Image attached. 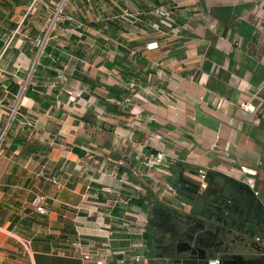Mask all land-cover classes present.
Instances as JSON below:
<instances>
[{
    "label": "crops",
    "instance_id": "obj_1",
    "mask_svg": "<svg viewBox=\"0 0 264 264\" xmlns=\"http://www.w3.org/2000/svg\"><path fill=\"white\" fill-rule=\"evenodd\" d=\"M60 1L0 0V264H160L145 221L169 181L148 190L154 173L143 163L152 150L171 152L155 133L173 127L158 120L189 140H214L205 153L218 164L226 142L229 157L256 159L264 13L251 0H66L33 66ZM158 5L172 11L174 33L143 22ZM149 41L158 46L143 49ZM17 100L35 127L10 117Z\"/></svg>",
    "mask_w": 264,
    "mask_h": 264
},
{
    "label": "flooded vegetation",
    "instance_id": "obj_2",
    "mask_svg": "<svg viewBox=\"0 0 264 264\" xmlns=\"http://www.w3.org/2000/svg\"><path fill=\"white\" fill-rule=\"evenodd\" d=\"M256 145V159L247 162L254 165L235 157L226 172L208 167L200 187L196 165L185 162L187 149L165 144L181 164H175L172 190L147 210V249L160 264H207L210 258L264 264V142Z\"/></svg>",
    "mask_w": 264,
    "mask_h": 264
},
{
    "label": "built area",
    "instance_id": "obj_3",
    "mask_svg": "<svg viewBox=\"0 0 264 264\" xmlns=\"http://www.w3.org/2000/svg\"><path fill=\"white\" fill-rule=\"evenodd\" d=\"M66 0H61L56 4V7L48 14L45 20L43 32L44 35L42 39L38 42V50L35 55V59L33 61V66L35 62L38 60L42 49L45 44V39L47 35L52 32L55 27L56 23L60 17V15L63 13L64 5ZM254 4V6L259 9L260 11H264V0H251ZM125 15H132L129 11H124ZM152 16H146L143 18V22L151 29L156 30L157 32H160L163 35H168L169 32L174 33L175 32V18L170 10V8L164 6V5H158L156 6L152 11ZM182 29H185V31H190V26L185 25L182 27ZM158 44L156 41H149L142 46L143 49L150 50L155 47H157ZM142 48L133 47L129 49V52L132 55H139ZM20 100L15 101V103L9 107L10 109V117L15 118L16 115L28 126L35 127L36 121L32 116L30 117L26 112L22 111L20 109ZM244 108L252 110L253 107L251 105H248L247 103L241 104ZM8 128V123H6L2 129L0 130V141L3 140L4 135L6 134V130ZM177 160L175 154L165 151V150H152L150 153L145 154L143 158V163L146 165V167L152 171V173H164L166 175H172L174 172L171 169V165L175 163ZM206 168L207 167H199L197 169V176L199 178V184L200 187H204L206 185ZM55 182L56 180L53 179ZM164 183V192H170L172 190V184L165 181ZM45 196L43 195H36L35 197V203L36 208L40 213H45L47 211L46 207L43 205ZM78 245H80V242H77ZM92 253L87 252L83 253V258L88 259L90 258V255ZM145 256L142 254H134L131 259L134 261H139L140 259H144ZM95 264H108L106 261L101 259H96ZM117 264H127L126 258L120 257L117 260ZM207 264H221L220 260L217 258H210L207 261Z\"/></svg>",
    "mask_w": 264,
    "mask_h": 264
},
{
    "label": "water",
    "instance_id": "obj_4",
    "mask_svg": "<svg viewBox=\"0 0 264 264\" xmlns=\"http://www.w3.org/2000/svg\"><path fill=\"white\" fill-rule=\"evenodd\" d=\"M212 101L217 107H221V108L224 107L225 102H226V100L224 98L219 97L217 95L212 96ZM158 123L162 127L166 126V124H169L170 126L173 127V129H166V131H168L167 133H165L164 130H157L155 135L157 137H159L160 140L164 144H167V143L171 144L174 146V148H178V149L179 148L180 149L186 148L188 151V155L185 159L186 163L202 165V166L213 168V169H216V170H219L222 172L227 171L224 169V167L229 165V163H230L229 161L231 159V157H229V155H228L230 153V150H229L230 143L229 142H226L225 144L220 146L221 150H219L217 152V154H220V156H221L218 159V162L220 161V163L218 164L217 162L212 161L213 157H211L205 153V151L209 147H212L215 145L214 140H211L210 142L204 141L201 139L200 136H197V135H193V140H189L186 137H184V134L176 132L178 124L175 123L174 121L166 123V122H161L159 119ZM218 140H219V138L217 139V141ZM201 145L204 146V149H203L204 151L201 148H199V146H201ZM202 151H203V153H202ZM171 152L174 153V150H172ZM241 160H243L242 162L246 165H254L252 163H246L244 161V159H241ZM175 164L180 165L181 163L175 162Z\"/></svg>",
    "mask_w": 264,
    "mask_h": 264
},
{
    "label": "rangeland",
    "instance_id": "obj_5",
    "mask_svg": "<svg viewBox=\"0 0 264 264\" xmlns=\"http://www.w3.org/2000/svg\"><path fill=\"white\" fill-rule=\"evenodd\" d=\"M262 13H264V11H261ZM5 136V135H4ZM3 141V140H2ZM196 168L198 169V167L196 166ZM171 169L173 170V172H174V170H175V163H173L172 165H171ZM164 175H166V174H164V173H161V174H157V173H154V175L153 176H150V178L148 177V180H147V188H148V190H150L151 189V187H152V185L154 184V183H156V182H158L159 181V183H160V181H161V179L164 177ZM169 182H170V184H172L173 183V181H174V179H175V177H174V174H172V175H167V178H166ZM150 197H151V199H153V198H155V196H153V194L152 195H150Z\"/></svg>",
    "mask_w": 264,
    "mask_h": 264
},
{
    "label": "trees",
    "instance_id": "obj_6",
    "mask_svg": "<svg viewBox=\"0 0 264 264\" xmlns=\"http://www.w3.org/2000/svg\"><path fill=\"white\" fill-rule=\"evenodd\" d=\"M29 94H30V96H32V98L37 99L36 96H35L34 94H33V95H32L31 93H29Z\"/></svg>",
    "mask_w": 264,
    "mask_h": 264
}]
</instances>
